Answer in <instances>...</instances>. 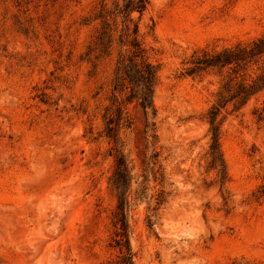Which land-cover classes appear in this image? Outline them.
I'll return each mask as SVG.
<instances>
[{
	"label": "rangeland",
	"instance_id": "obj_1",
	"mask_svg": "<svg viewBox=\"0 0 264 264\" xmlns=\"http://www.w3.org/2000/svg\"><path fill=\"white\" fill-rule=\"evenodd\" d=\"M125 1L0 0V264H120L106 122L130 53ZM131 17L157 70L155 114L127 103L117 128L135 264H264V90L222 112L225 179L208 121L223 85L262 60L189 73L263 36L264 0H149Z\"/></svg>",
	"mask_w": 264,
	"mask_h": 264
},
{
	"label": "trees",
	"instance_id": "obj_2",
	"mask_svg": "<svg viewBox=\"0 0 264 264\" xmlns=\"http://www.w3.org/2000/svg\"><path fill=\"white\" fill-rule=\"evenodd\" d=\"M149 0H126L120 12L123 14L126 32V42L130 46V53L126 60L119 62L114 82L113 112L106 122V134L115 142V171L113 185L117 191V208L115 212L116 238L115 247L120 253V264H135L134 254L130 244V229L128 222V192L131 187L132 175L129 163L124 152L119 148L117 128L124 119V105L136 101L148 119V114L154 108V89L157 82L156 67L148 61L143 47L138 39V24L132 23L131 14L134 11L143 13ZM262 60V67L257 78H240L233 83L226 82L220 91L216 102L208 111L211 141L209 147L210 168L217 170L222 179L227 177L226 163L220 145L221 117L228 103H233V111H239L252 96L264 90V35L247 45H237L235 48H226L214 53L205 52L203 56L193 61L189 69L190 74H198L209 68L231 67L234 70L245 69L249 64ZM125 99H119L121 93ZM227 93V94H226ZM258 111V110H257ZM259 119H264V107L259 112ZM125 121L130 124V118Z\"/></svg>",
	"mask_w": 264,
	"mask_h": 264
}]
</instances>
